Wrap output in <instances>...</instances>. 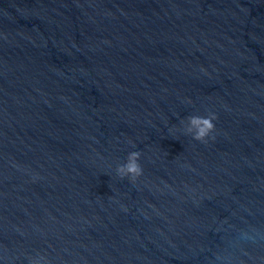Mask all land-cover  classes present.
I'll use <instances>...</instances> for the list:
<instances>
[{"label":"water","instance_id":"obj_1","mask_svg":"<svg viewBox=\"0 0 264 264\" xmlns=\"http://www.w3.org/2000/svg\"><path fill=\"white\" fill-rule=\"evenodd\" d=\"M0 264H264V0H0Z\"/></svg>","mask_w":264,"mask_h":264},{"label":"clouds","instance_id":"obj_2","mask_svg":"<svg viewBox=\"0 0 264 264\" xmlns=\"http://www.w3.org/2000/svg\"><path fill=\"white\" fill-rule=\"evenodd\" d=\"M216 119L214 114L207 117L192 116L188 118L189 127L195 128V135L192 137L195 141L205 142L206 138L214 131L215 125L213 121ZM140 157L139 152H131L128 155V163L117 168V175L123 179L128 177L132 182L142 174V168L138 163Z\"/></svg>","mask_w":264,"mask_h":264}]
</instances>
